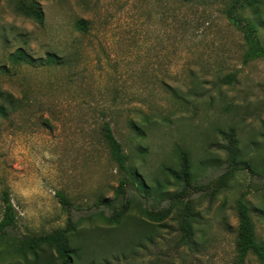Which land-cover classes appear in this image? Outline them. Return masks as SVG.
Listing matches in <instances>:
<instances>
[{
	"label": "rangeland",
	"instance_id": "1",
	"mask_svg": "<svg viewBox=\"0 0 264 264\" xmlns=\"http://www.w3.org/2000/svg\"><path fill=\"white\" fill-rule=\"evenodd\" d=\"M256 1L239 14L264 46V0ZM23 3L42 10L43 25L23 13ZM231 3L0 0V220L5 190L18 214L4 238L45 235L71 219L81 235L76 264H234L242 199L264 245V57L248 58L243 34L226 17ZM77 20L88 23L86 33L74 29ZM19 48L42 62L13 69L9 56ZM47 54L56 56L53 65H44ZM105 122L153 190L148 210L170 208L167 196L184 188L173 175L181 171L175 148L190 153V243L176 210L160 221L135 211L117 224L93 217L111 215L98 199L114 201L126 178L102 140ZM229 133L251 170L219 186L230 170ZM124 196L140 199L131 183ZM6 242L0 264H26ZM38 251L56 258L53 247ZM245 264L264 261L250 252Z\"/></svg>",
	"mask_w": 264,
	"mask_h": 264
},
{
	"label": "trees",
	"instance_id": "2",
	"mask_svg": "<svg viewBox=\"0 0 264 264\" xmlns=\"http://www.w3.org/2000/svg\"><path fill=\"white\" fill-rule=\"evenodd\" d=\"M244 3L254 6L256 0H232L229 9L226 11V17L229 23L239 30L244 37L246 44L249 46L250 53L248 58L264 57V46L258 38L257 31L254 25L245 18H242L239 14L244 6ZM21 10L23 13L32 18L38 25H43L44 15L40 8L35 4H22ZM88 23L84 20H77L74 23V29L79 33H86L88 31ZM10 63L13 69L19 68L22 65H32L35 62H42V60H35L28 55L23 49H17L13 54L9 56ZM56 61L54 54H47L44 59V65H53ZM6 71L3 68V72ZM226 81H234L233 76H227ZM0 92V97H2ZM5 112L0 106V115H4ZM101 137L106 146L110 159L117 165L118 169L122 171L126 178L119 182V185L115 191L116 199L106 200L98 199V205L103 206L111 211L110 216H105L103 212L96 213L93 215L94 218H99L105 222L117 224L120 218L130 212H137L144 215L151 220H163L168 217L172 210L178 211L179 215V226L181 231V238L186 242L190 243L194 236L193 234V223L194 214L192 209V202L190 200L184 201L187 198V188L191 187V156L190 153L178 146L175 148V154L179 157L180 172H172L174 177L183 183V189L179 193L174 195H168L172 205L168 209L164 210H148L143 206V203L152 195V188L145 182L143 177L138 175L136 169L130 168L128 165V156L124 153L121 144L118 142L112 128L108 122H105L101 128ZM228 144L225 150L228 154V162L230 170L225 175L221 176L218 180L219 186H224L228 178L236 171L239 170H251L249 163L239 161V154L236 147V141L234 140L233 133L227 135ZM171 170V169H170ZM135 186L136 191L140 193V199H126L124 196L126 186L128 184ZM155 194L163 197L160 189H155ZM60 199V203L63 206H68L69 201L62 194H57ZM2 205L3 213L0 220V239L6 240L8 249L6 250L9 254L22 258L26 264H28V256H32L31 264H76V261L82 259L81 247L78 246V241L81 240V235L75 234L74 229L77 223H73L71 219L67 220L65 228L57 229L51 233L45 235H34L27 236L23 235L18 239H7L4 238L7 231L13 230L17 225L18 214L11 204L8 190L2 193ZM236 212L238 216V231L236 238V259L234 264H245L247 255L251 252L254 253L260 261H264V245L258 243L255 237L254 223L250 216V211L247 204L239 199L236 204ZM1 239V240H2ZM0 240V241H1ZM47 245L53 247L56 252V258H46L43 255L39 256L40 246Z\"/></svg>",
	"mask_w": 264,
	"mask_h": 264
}]
</instances>
